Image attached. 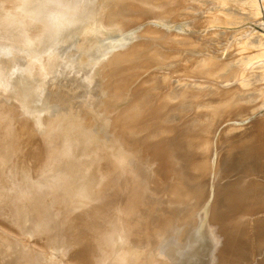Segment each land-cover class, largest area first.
<instances>
[{
  "label": "rangeland",
  "instance_id": "obj_1",
  "mask_svg": "<svg viewBox=\"0 0 264 264\" xmlns=\"http://www.w3.org/2000/svg\"><path fill=\"white\" fill-rule=\"evenodd\" d=\"M69 1H75V0H0V41L7 40V39L14 37V34H16L19 31H21L25 35L24 39L14 40V42L16 43V48L14 49L5 48V46L2 45L0 42V76H3V78H0V124L2 125L4 129L9 130L7 133L10 136V142H11V147H12V148L10 147L11 149L10 148L6 149L7 152L4 150L0 151V160H2V158L8 159V163L6 164L3 163L2 165V163L0 162V170H1V173H0V220L5 221V223L7 224H14L15 232L14 231L8 232L12 234L13 237L12 235H9L8 233H5V235L6 236L9 235L7 237H9L12 240L11 247L13 248L14 258L16 257L18 258L16 262L14 261V263L13 262L10 263L8 260V254L4 250H2L0 251V254L2 255L0 257V264H71L73 262V259H74V262H76L75 256H72L71 258H69V255L73 253L74 255H76V253L79 250L78 247L73 243V240L68 235L67 236L62 235L61 230H60L61 225L55 219L52 218L54 217L53 212L55 211V209H56L55 212H57L58 207H60L63 204L61 205L58 204L57 205L58 207L56 206V208H55V205L52 204V201L59 194L61 188H59L57 191H53L49 187V183L53 181L61 180L62 175L64 176L65 173L64 171H59V170L53 172L52 171L53 165L51 164L45 165V170L43 169V164L45 162L50 163V161L52 160V159L49 160L46 158L47 151L45 150L46 145H45L43 136L49 133H53L52 135H48L50 136L49 141L51 140V147L53 150L51 151L53 153L50 152L51 154L50 157H53V160H52L53 162H55L58 159L59 156L57 152H59L63 148V144L64 146H68L67 151L69 150V153L71 154H67L66 157H68L67 159H74V163L71 164L70 170L66 171V175L68 176L67 179L69 180V183L70 182L74 183V181L76 182V179L79 177L78 175L81 174V170L84 171V170L90 169L89 171L92 176L95 177L97 175L96 176L98 177L96 179L97 184L94 188L90 189L91 191L93 190V193L95 190H99L102 192H105V191L110 192L114 190V188H116L117 185H120L121 181L119 179H116V177L114 176V169L117 168L115 171L117 172L120 171V173H123V174L125 172H123L121 168V163L120 165H116V168H114L111 162L118 163L121 160H127L126 162H124L126 164V167L124 166L123 169L126 171L128 170V172L131 171V173L135 172L137 174V177H138L137 179L139 181L138 182L139 184L136 187L141 185V188H142L141 189L140 187H138V189H141V191L138 189H135L136 191L134 192L138 194L134 195L135 193L133 192V195H134V196L132 195L133 198L135 196L136 197L133 199L134 200L133 203H131L127 208L138 207L141 209L148 210L153 204L158 203V200H159V198L157 199L159 194H157L156 187H159L160 185V180H159L160 175L157 173V170H159V163L157 162V156H159L160 154V149H158L157 151L149 149L150 147L148 148L147 145H144L146 144V142H142L145 139H142V140L136 139L132 141L131 139L128 140L125 136H123V134H118V131H117L118 125L114 121V117L117 116L115 115L116 111L117 110L119 111L123 104H125L126 107H131L132 104L135 101H137L136 97L138 98L142 96V98L140 97V99H143L145 101L144 96H146V100L150 101L147 103H150L152 105L150 109L148 110V114L146 115V118L148 121L149 119L153 120L154 118L156 119L159 118L160 121L163 120L161 122L162 124H164L165 126H169V127L171 126L170 128L172 130L177 127L181 129L183 126L184 128H187L185 127L186 126L185 123H183L185 120L184 118L188 116L187 117L188 120L187 118L186 120L189 122L190 116L199 110H196V108L190 109V110H188L187 108L185 109L184 106L180 105L181 101L179 99L177 100V98H174L176 100L171 99V103L170 101H168L170 103L168 108H170L172 105L174 106L175 104L174 111L172 109L173 107L172 106L170 108L171 109L170 113L171 111H173L174 112L173 116H176V118H178L177 116L179 114L177 111H180L181 112L180 118L184 120L181 119L182 120V123H181V120L172 119L171 121L170 119H168L169 109L168 108H166L165 110L162 109V111L159 109L161 107L160 103L164 104L165 102L163 103V101H166V99L165 100L162 99L163 98L162 95L164 96V94H166V92L168 91L167 86L169 85L172 87L175 85V83L177 84L178 81L189 82L194 79L195 81H199V82H204L207 80L208 82H211L212 84L215 85L214 80H212V77L210 76L214 75V72L216 73L215 75H217L218 74L217 72H220L219 67L221 66H218V67L212 66L211 68L212 72L207 73L209 75L211 74L209 76L211 79H206L207 74L205 73L201 74L202 72L201 73L195 72L194 65L196 64H195L194 59H196L199 56H205L204 53L201 52L202 50H205V49L215 50L216 49L215 50L216 53L219 50H221L220 52H223V56L221 55L222 53L220 54L221 55L220 58H217L218 56H210L206 54V58L215 57L213 59L214 60L218 59L217 60L218 64H221L222 66L224 62L226 63L228 62L230 64L232 63L233 57H234L233 60H235L236 58H238V56L241 55L238 52L239 51L242 52L241 47H239V50L235 49L236 46H234V44L232 43L233 42L235 43L234 40L236 41L242 40V38H244L245 36H248V33H245L244 35H241V37L239 36L238 38L237 36L235 37L233 36L234 39L232 38V40L228 42V44H231L232 46H229L226 44V48L224 45H220L221 43H223L221 42L222 38H220L221 37L220 32L227 30L226 32L228 33L231 32L234 34L235 32L234 30H237V29L240 30V28L242 27L237 24H235L236 27L235 26L230 27L232 25L226 24L228 25L227 27L224 24L230 21V18L226 16H222L221 13L224 10L220 12V6L218 5L224 4V5H227L228 7L232 4L231 5L232 8H234L235 6V9L240 7L235 2L233 1L231 2V0H230L231 3L226 0H225L226 2L223 1L224 3L221 2V0H217V1L216 0H134V1L133 0H96V2L90 3V4L86 3V1L89 2L88 0H77L76 5H72ZM259 1L261 3V9H262L260 13L261 14L260 17L262 21L264 20V0H259ZM140 2H143V3H140ZM13 4H22L24 7H27L28 10L32 12V16L30 18L15 17L14 15L10 13V11L7 10L8 7ZM212 6L214 8H212ZM210 8H212V10ZM242 8L247 9V10L246 9L242 10V11L246 10V13L243 12L246 15L247 12L249 11L246 5L244 7V3H243V7L239 9H242ZM242 11L240 10V12ZM226 13H223V15H226ZM108 15L110 16L112 20L120 21V25L122 24V28L119 29L118 27H115L116 30H114V28L112 29L102 28L101 24L96 25L97 24L96 22H98L101 18L104 19V17H107ZM213 16L219 19L218 20L219 22L215 19L218 23H215L216 21L213 20L214 19ZM207 17L210 18V20L213 18L212 19L213 21H210ZM227 18H229V20ZM200 19L201 21L204 20L205 22L203 21L199 23L198 20ZM208 21L210 23L212 22L211 24L213 25L210 26L209 24V26L207 25V28H206V25L204 24L209 23ZM99 22L101 23V21ZM194 22L198 24L195 25ZM19 24H22V30L19 29ZM191 24L194 25V26L192 25L193 28L191 27ZM215 24L216 25L218 24V26H215ZM220 24L223 25V27L220 26ZM94 25L98 27L95 30V37L90 36L89 38L86 37V39H84L83 34H82L83 28H88V27L93 28ZM151 29L152 30L154 29L155 32L157 31L158 35L157 33L155 34L154 31L152 32ZM208 29L209 30L212 29V31L211 30L207 31ZM117 30H119V32ZM169 32H171L170 35L175 33L174 34L175 36L173 35L170 36ZM146 33L147 34L153 33L157 36L151 37L149 35L147 37ZM208 33L210 34L209 36H208ZM214 33H216V35ZM176 34L178 35L180 34L182 37L179 35L177 36V40H176ZM187 34L190 35L189 38H188L189 35ZM106 35L108 37H106ZM183 35L186 38H184ZM205 36L207 37L206 39H205ZM196 37L200 38V40L198 39L195 40ZM169 38H174V39H169ZM183 38H184V42L186 43V44L183 43L186 45V46L184 45L183 47H187L188 45L187 43H189V45L190 44L192 45V43L193 45L195 43L196 44L194 46L192 45L193 47H189L188 45V48H183L182 47L183 44L182 43L180 44V41H178L179 39L181 40V42H183ZM216 39H218L219 41ZM147 40L148 42H151L150 45L149 43L148 44L146 43ZM80 41H81L80 48L76 51V49L74 48L76 47V45H78ZM141 41L145 45H143ZM166 41H169L167 43H169L170 45H168ZM137 42L138 43L141 42V44L139 43L141 46L139 44L137 45ZM135 44L137 46L134 49L132 46ZM64 45L67 47L63 49L62 53L59 52V50L56 51V48L60 49ZM171 45L174 46L175 48L174 47H173L174 49L171 48ZM218 45L220 48L218 47ZM158 46L159 48L157 49ZM176 46L177 48L180 47L183 50H179L180 48L177 50ZM228 46L232 48L230 49ZM153 47L155 48L157 52H155ZM227 47L229 48V51H227ZM119 48H120V51H124V53H127V52L128 53L127 55H125L124 61L122 60H120L122 62L117 61L118 65L115 66V68L111 69V67L113 66L112 65L113 63H109L111 72H110V77H107L108 76V74L106 73L107 68L104 67V70H102L103 67L98 68L99 66L95 67V65L99 62V59L102 56H109L111 53L115 52ZM165 48H166V51H165ZM223 48L225 49L223 50ZM249 48L250 47L248 46V48H246L247 50H245L246 52L243 51L244 54L242 52V55L252 53L251 49ZM252 49L254 50L253 51L254 53L258 52L256 48L255 49L252 48ZM137 50L139 52H137ZM79 51L84 53L85 59L83 60L78 59L80 55ZM154 53L159 54L160 57L158 58L157 56L159 55L156 56L154 55ZM178 53H179V56H178ZM254 53H252L251 55L253 56ZM161 54H163L164 56H161ZM180 54L182 56H180ZM249 54L245 55V57L246 56L250 57L251 55ZM173 55H176V56H173ZM170 56H173L174 58ZM177 56L179 58H177ZM163 57H165L166 59L164 58V60H162ZM239 58H242V57H239ZM77 59L78 61H76ZM145 59L146 60L148 59V62L151 61L150 64ZM187 59L190 61L188 62ZM255 60L252 59L254 63H255ZM140 61H142L141 62L142 66H144L142 67V69L141 67H138L139 65L141 66ZM185 61H187L188 63ZM233 62H234V65H236L235 61ZM75 63H77L79 66H82V65L87 66L89 70L86 71V74H92L91 75L92 78L86 75L85 73L81 72L82 70L81 67L79 68V70H76L74 68ZM114 63L116 64V62ZM131 66H135L136 72L132 75L128 72L125 73L128 67H131ZM147 66H149V68H146ZM189 67L191 70H188ZM186 68L188 72L185 70ZM92 70H93V73H92ZM143 70L145 72H143ZM154 70L156 72L158 71V73L156 74ZM184 70L186 72V76L183 75L185 74ZM189 71H193V72H189ZM47 72L48 73L50 72L49 73L50 75H48ZM189 73H191L192 77L189 76L190 75ZM192 73L193 75L197 74L196 75L197 77L195 76L193 77ZM152 74L153 75L156 74L157 76H152ZM180 74H182V76ZM126 76H127V79H125ZM222 76L224 78H227V75L222 74L221 77ZM148 78L149 80H146ZM92 79L96 80V82L94 80L92 81ZM31 80H34V85L32 86H34L35 89L32 90V93L33 95H36L34 98L36 102L40 103L42 98L44 99L43 96H46V95L50 96L54 100L53 101L54 107L52 108V110L46 111L44 108H42L40 104H38L34 108H27V104H25L22 100L19 101L18 99L19 97L12 96L13 95L12 93L15 92L17 95L19 96L21 95L22 97H24L25 99L24 101H27L29 96H27L26 92L22 90V88H20L21 91H19L18 88L30 83ZM100 80H102L103 82V87L101 85V82H99ZM175 80L176 82L173 83L172 81H175ZM78 82H81V83H78ZM106 82H107L106 87L108 90L105 87ZM37 83H38V86H37ZM83 83H86V84H83ZM230 83L224 84L220 88L216 87L215 89L217 90L219 88L220 90H223V91L226 90V93L232 94V92H234L232 90L238 87L237 77L233 80L231 84ZM80 84H82V86ZM256 84L254 87H251V88H256V87L259 88L261 86L259 83L257 85ZM139 85H143V86L140 87V89L137 92V90H135L134 88L136 87L137 89V86ZM202 85L203 84H200L201 89L200 91H198L197 97L199 98L197 101H202V98H201L202 91H203L202 89L204 88V87L202 88ZM184 86H182V88H184L182 91H185L188 89V88L186 89V87L188 86H185V87ZM82 87H84L86 90ZM93 87L96 91L100 93L93 91L92 89ZM237 89L241 90L243 88H237ZM12 90H15V91H12ZM103 90L106 96L100 95ZM112 91H114L115 93ZM108 92H110V94ZM118 93H120L122 99L124 97L126 98H124V100L121 99L119 101L120 95ZM41 94H43V96ZM146 94L149 95L148 96L149 100ZM107 96L113 97V98L109 99ZM219 98L221 97L219 96L218 99ZM218 99L215 98L214 100L218 101ZM228 99H229V95L228 96L226 95L220 101H226ZM104 100H109V101L111 100L113 105L107 104L108 108H105L106 103H103L105 106L101 107L100 105L102 104ZM187 100L188 99L184 98L182 103L183 102L186 103L185 101ZM241 100L242 98L240 96L239 101L241 102ZM261 100L256 99L254 102H252V104H255V103L257 104V105L255 104V106L254 105L252 106L255 108V110L251 113L250 118L248 116L249 119L244 118V120H243V117H246L247 115H249V113L248 111H246L245 113H248V114H245L246 115L245 116L244 112H242L243 113L242 115L240 113L241 111L239 107H242L244 109L243 110L241 108L242 111H245V108H244L245 103L242 104L243 106L238 104L237 105L238 108H233V106H231L232 103L230 102H227L226 105L221 106L222 108L225 106L226 107L225 109L223 108L224 112H221L222 114L221 113H219L220 115L218 114L219 115V125L217 126L216 132H214L215 135L213 134V131H214L213 130L212 135L210 137V140H212L211 142L213 141L215 142L213 145V149H212L213 152L212 151L210 152L211 148H209V150L207 149L209 151L207 153H209L208 157L210 158L209 159L210 162H216L215 157L216 155L218 156L220 154L216 152L218 151V149H220L219 151L221 150L225 151L227 149L225 154L228 152L232 156V154L229 152L231 147L234 148L231 150L232 151L234 150V152H236L237 149L235 150V146L238 147L239 141L241 142V140L242 139L245 140V138L248 139V135H249L248 130L249 132L251 131L250 130L251 128L248 127L250 125L248 124L252 122V120H254L255 118H258V117L263 118L264 104L263 106H261L262 105L260 103ZM174 101L175 103H172ZM203 101H204V98H203ZM252 104H249L250 107ZM249 105H248V108H249ZM176 107L179 109H177ZM259 108L261 109L259 110ZM143 109L144 107L142 108V110ZM227 109H229V111ZM156 110H157V113L155 112ZM182 113L184 114L182 115ZM229 114L233 116L234 120L232 119V116H230ZM29 115L32 117V119L29 118ZM130 115L131 114L129 115L127 114V116H130ZM236 115H238V117H236ZM240 117L242 118L241 120H240ZM109 118H112L111 120L113 122L112 127L108 125L105 126V124L102 122L103 120L105 119L108 120ZM229 118L232 120H229ZM236 118L239 120H235ZM165 119H167V121ZM138 120L139 119H137V121ZM140 121L141 120H139V122ZM240 126L244 128L242 129L240 128ZM245 126L249 129L245 128ZM61 127L67 130L70 129L69 133L67 132L65 136L61 134L59 131ZM149 128L151 127L143 128V130L144 129L145 130L144 132L143 130L142 131L140 130L141 131L140 134H143V135L145 133L149 134V132L151 131V129ZM178 128L175 130H178ZM229 128H230L231 133L229 131ZM235 128L238 130L236 131ZM82 129H85V132H81ZM223 130H224V133L226 132V134L228 132V135L225 136L223 140H221L219 137V133L221 131L223 132ZM243 131H246V133ZM238 132H240L241 134H239ZM56 133H60V136H62L63 138L65 137L64 138L65 143H64V140L60 141L58 139V136ZM234 134L236 137L234 136ZM239 135H241V137ZM83 136L85 137L83 138ZM212 136H214V138ZM1 138L7 139V134ZM126 140H128V142H126ZM217 140H219L220 143H218L219 141ZM82 141H86L87 143H84V142L82 143ZM123 144L125 145L124 147H123ZM232 144H235V145H232ZM32 145H33V148H31ZM83 145L84 147H81ZM129 146H132V148ZM216 146L219 148H217ZM125 147H129V148L125 150L126 149ZM130 148L132 152L130 151ZM150 150L152 152H150ZM135 152H137L139 156ZM147 152H150V153L147 154ZM86 155L87 157H85ZM136 159H138L139 161ZM135 160L137 163L135 162ZM65 161L67 160L64 159V162ZM9 164H10V167H9ZM263 166H261V168H263ZM10 168L12 172H9ZM257 168H255L256 169L255 173L254 171L252 172L254 174L249 179H252L253 183L255 182L257 185H262L263 183V185L260 187L264 188L263 187L264 178L262 177L264 174L262 171H260L259 168L257 170ZM41 169H43V173ZM213 170L214 169H211V174H210L211 178L213 177V172H214ZM161 171L163 170L161 169ZM93 172L96 174H94ZM237 172L238 171H236L235 173ZM260 172H262V174ZM235 173L232 172L231 174H224L223 177L221 176V178L224 179L223 182L227 180L228 178H231L229 180L234 179L235 178L234 175L238 174V173L237 174ZM239 173H242V172L239 171ZM44 174L46 175L49 174V175L46 176ZM43 175L45 177H42ZM226 175L227 176L230 175V177L226 179L225 178L227 177ZM124 177H127V173H125ZM205 178L207 179L208 176ZM205 178L203 180V184L205 186V184L209 182L208 183L209 188L206 189L205 187V192L209 194V191L213 189V186L215 185V183L214 185L212 184L213 185L212 186L209 181L210 179H208V181L205 183L204 182L206 181ZM213 182L215 181H212V183ZM191 183H193V181ZM97 186L99 189L97 188ZM206 190H208V192ZM205 192H204V196H206ZM54 194H56V196ZM124 194L126 195V192ZM87 195L90 196L89 198L93 196V194H91L90 192ZM207 196L203 197L206 202L207 200H209V198L207 199ZM150 198L153 200V203L151 202L152 200ZM148 201H150L151 203ZM122 208H123V205L120 204L118 206V211H121ZM12 210L15 213L14 218L9 216ZM260 214L258 213V215ZM263 214L264 213H262L261 215ZM72 218L78 219L80 218V216L72 215ZM138 220L139 219L137 218V221ZM249 221H250V217H249ZM71 223L72 222H69L68 225L71 226ZM251 227H252V224L251 222H249V224L247 225V231H249L247 233L249 234L252 233ZM57 243L58 245L59 244L61 245V252H59V250H57L55 247ZM145 249H146L145 247H142L141 250L143 252L144 251L146 252ZM141 250H138V251L141 252ZM252 250L254 249L251 248L250 251L253 252ZM149 253L152 254L153 251H149ZM141 257H139L140 260L145 259V257L143 258ZM140 260L139 262H142V264L144 263L149 264L148 263L149 260H147V258L144 261H140ZM150 263H152V261H150ZM249 264H255V261L253 262L250 261Z\"/></svg>",
  "mask_w": 264,
  "mask_h": 264
},
{
  "label": "bare ground",
  "instance_id": "obj_2",
  "mask_svg": "<svg viewBox=\"0 0 264 264\" xmlns=\"http://www.w3.org/2000/svg\"><path fill=\"white\" fill-rule=\"evenodd\" d=\"M88 1L89 2L86 1V3H89V4L96 2V0H88ZM223 1L224 2H226V1L230 2V0H226V1L221 0V2H223ZM232 1L235 2L238 6H240L239 8L243 7V3H244V7L246 5L249 12H247V14L245 15L244 13H246V10H247L246 8H242V9L236 8L235 9L234 5H233L234 8H232V6H231L232 4L231 5L228 4V5H230L228 7H227V5H224V4H221L222 6L218 5V6H220V12L222 10H224L221 13L222 16H226V17L230 18V21L224 23L225 26L228 27V25H226V24L232 25L230 27H233V26L236 27L235 24L242 26L240 28V30L239 29H237L238 31L234 30L236 32V33L234 32V34L231 32L230 33L226 32L227 30L220 32V34H221L220 38H222L221 42H223V43H221V44L219 43V44L224 45L225 48H226V44L229 46H232L231 44H228V42L231 41L232 38L234 39L235 36H237V38H238L239 36L241 37V35L248 33V36H245L244 38H242V40H237V41L234 40L236 44L234 42L232 44H234V46H236L235 49L239 50V47H241L242 52L247 50L246 48H248V46L250 47L249 49H251L252 53H254L253 52L254 50L252 48H254V49L256 48V50H258V52L254 53L253 56L251 55L252 53H250V54L248 53L252 57L251 56L245 57V55H248V54L242 55V52L239 51L238 53H240L242 56L241 55L238 56V58H236L235 60H233L234 59V57H233L232 63L229 64L227 62L228 63L227 64L226 62H224L223 66H222L221 64H218V61H217L218 59L217 60L215 59L216 61L213 59L215 57L206 58V54H208L210 56H218L217 58H220L221 55L223 56V52H220L221 50H219L217 53L215 51L216 49L215 50L214 49L213 50H207V49L202 50L201 52L204 53L205 56H199V57L196 56L197 58L194 59L195 64H196V65H194L195 72H197V73L202 72L201 74H203V73L207 74V73L212 72L211 71L212 66H217V67L221 66V67H219L220 70L218 69L220 72H217L218 74L220 73L219 75L218 74L215 75L216 74L215 72H214L215 76L214 75L210 76L211 74L210 75L207 74V76L205 75L207 77L206 79H211L210 77H212V80H214L215 85L212 84L211 82H208L207 80L204 82H199V81H195V79H194V80H191L189 82L178 81L177 84L175 83L176 82V80H175V81H172L173 83H175V85L173 84L174 86H172V87L169 85L167 86L168 91L166 92V94H164V96L162 95V97H163L162 99H164V100L166 99V101L162 100L163 103L164 102L165 103L164 104L160 103L161 107L159 109L161 111H162V109L165 110L166 108H168V106L171 103V99L176 100L174 98H177V100L179 99L181 101L180 105L184 106L185 109L187 108L188 110H190V109L196 108V110H199V111L195 110L196 112L194 114H192L191 116L189 115L190 121L188 122L187 121L188 116H186L187 120H186V118H184L185 120L180 118V115H181L180 111H177L179 114L177 117L180 119L176 118V116H173L175 104H174V106L172 105L173 107L171 106L173 109V111H171V113H170L171 107L168 108L169 109L168 112L170 113V115L168 113V116H169L168 119H170L171 121H172V119L173 120H175V119L181 120L182 119V120H184L183 123H185V125H186L185 127H187V128H184V126H183L182 127L183 129L182 128L179 129L177 127L178 130H175L177 128L172 130L170 128L171 126L169 127V126H165L164 124H162L161 122L163 120L160 121L159 118H157V119L154 118L153 120L149 119V121H148L146 118V115L148 114V110L150 109V107L152 105L150 103H147L150 101L146 100V96H144L145 101L143 99H140V97L142 98V96H140L138 98L136 97L137 101H135L131 107H126L125 104H123L121 106L120 110L119 111L117 110L118 112L116 111V113H115V115H117V116L114 117V121L118 125V129H117L118 134H123V136H125L128 140L131 139L132 141H134L136 139L137 140L145 139L142 142H146V144H144V145H147L148 148L150 147L149 149L156 150V151L158 149H160V154H159V156H157V162L159 163V170H157V173L160 175V177H159L160 185H159V187H156L157 188V194H159V196L157 197V199L159 198L158 203L153 204L148 210L141 209L138 207L127 208L131 203H133V201H134L133 199L136 197L135 196L133 198V196L138 194V193L134 192V191H136L135 189H138V187L141 188V185L136 187L139 184L138 183L139 181L137 179L138 178L137 174L135 172L131 173V171L128 172V170L126 171L123 169L124 166L126 167V164L124 162H126L127 160H121L118 163L117 162L116 163L111 162V164L114 166V168H116V165H120V163H121V168H122L123 172L127 173V177H124L125 173L123 174V173H120V171H118V172L115 171L117 168L114 169V176L116 177V179H119L121 182H120V185H117L116 188H114V190H112L110 192H106V191L102 192V191L94 189L95 191L93 193V190L92 191L90 190L96 186V184H97L96 179L98 178V177H96L97 175L95 176L96 178L91 175V173L89 171L90 169L84 170V171L81 170V174L78 175L79 177L76 179V182L74 181V183H72V182L69 183V180L67 179L68 176L66 175V171L70 170L71 164L74 163V159H67L68 157H66L67 154H71V153H69V150L67 151L68 146H64V144H63V148L59 152H57L58 156H59L58 159L55 162H53L52 161L53 157H50L51 156L50 152L53 150L51 147V140L49 141L50 136H48V135H52L53 133H49V134L43 136V139H44V142L46 145L45 150L47 151L46 158L49 160L52 159L51 161L53 162V163L51 161H50V163L45 162L43 164V169L45 170V165L51 164V165H53V169H52L53 172L59 170V171H64V173H65L64 176L61 174L62 175L61 180L50 182L49 187L53 191H57L59 188H61V190L57 196H56V194H54L56 197L52 201V204L55 205V208L58 204L59 205L63 204L60 207L57 206L58 210H57V212H55L56 211V209H55V211L53 212L54 217H52V218L55 219L61 225L60 230H61L62 235H64V236L68 235L73 240V243L79 249L78 252L76 253V255H74V253L69 255V258H71L72 256H75V259H76V262H74V259H73V262L71 264H142V262H139V260H140L139 257H141V256H142L141 258H143V257H145V259L147 258V260H149V262H148L149 264H152L153 262H154L153 264H249L250 261H252V262L255 261V264H264V214L261 215L262 213H264V188L260 187L263 185V183H262V185H257L255 182L253 183L252 179H249L251 176H253V174L255 173V170H256L255 168H257V167L264 174V166H263L264 165L263 164L264 163V146H263V144H264V114H263V118H260V117H258V118L254 117L255 119L252 118L254 120H252V122H250L248 124V125H250L248 127L251 128L250 132L248 130V133H249L248 139L245 138V140L242 139L241 142L239 141L238 147L235 146V150L237 149L236 152H234V150L233 151L231 150L234 148H232V147H231V149L229 148L230 149L229 152L232 154V156L228 152L226 153L228 155L225 154L227 149L225 151H223V150L219 151L220 149H218V151H216V152H218L220 154L218 156L215 154L216 155V157H215L216 162H210L209 161L210 158L208 157L209 153H207V152H209L208 151L209 148H211L210 152L211 151L213 152L212 149H213V145L215 142L214 141L211 142L212 140H210V137L212 135V131L214 130L213 131V134H214V132H216L217 126L219 125V115H220L219 113L224 112L223 108L225 109V107H226L225 106L222 108L221 106L226 105L227 102H230V103H232V105L231 104L230 105L233 106V108H238L237 107L238 104L242 105L243 103H245V106H246V107L244 106L245 111H242L243 108L239 107V109L241 111L240 113L242 115H243L242 112H244V115L249 113V115H247V116L245 115L247 118L243 117V120H244V118L249 119L251 116V113L255 110V108L252 106L253 105L255 106L256 103L252 104V102H254L256 99L257 100L262 99L260 101V103L262 104L261 106H263V104H264V85H263V83H264V62H262V61H264V26H263L264 20H262L263 21L262 22L261 17H260V15H261L260 13L262 11L261 3L259 0H231V2ZM69 2L72 5L77 4V0L69 1ZM140 3H143V2H140ZM238 6H236V7H238ZM212 8H214V7L212 6ZM212 8H210V9L212 10ZM243 9H246V10L242 11ZM7 10L10 11V13L12 15H14L15 17L30 18L32 16V12L29 11L28 8L24 7L22 4H13V5L9 6ZM240 10L242 12H240ZM93 13H94V11H93ZM223 13H226V15H223ZM217 14H218V12H217ZM213 17H214V19L212 18L213 20H215V19L217 21L219 20L217 17H215V16H213ZM229 18H227V19L229 20ZM208 19L210 20V18H208ZM212 19L210 21H213ZM177 20H179V19H177ZM99 21H101V23ZM99 21L96 22L97 23L96 25L101 24L102 28H106V29L114 28V30H116L115 27H118L119 29L122 28V24L120 25V21L112 20L109 15L107 17H104V19L101 18ZM198 21H199V23H201L204 20L201 21V19H200ZM217 21L215 23L219 22V21L218 22ZM196 22H194L195 25L198 24ZM211 23L209 22V23L204 24V25H206V28H207V25L208 26H209V24H210V26L213 25ZM192 25L193 24H191V27L193 28L194 25L193 26ZM215 26H218V24L217 25L215 24ZM220 26L223 27V25H221V24H220ZM188 27H190V26H188ZM97 28L98 27H96L95 25L93 28L92 27L83 28L82 34H83L84 39H86V37L89 38L90 36L95 37V30ZM19 29L22 30V24H19ZM212 29H210V30L212 31ZM151 30H149V31H151ZM210 30L208 29L207 31H210ZM117 31L119 32V30H117ZM153 31H154V29L152 30V32ZM156 33H157V31L155 32V34ZM170 33L171 32H169V35H170ZM172 33H174V32H172ZM155 34H153V33L147 34V37L149 35L151 37L158 35V33H157V35H155ZM174 34H171V35L175 36ZM214 34L216 35V33H214ZM179 35L176 34V40H177V36H179ZM187 35H189V34H187ZM202 35H204V34H202ZM209 35L210 34L208 33V36ZM159 36H160V34H159ZM162 36H163V34H162ZM206 36H205V39L207 38ZM106 37H108V36L106 35ZM183 37L186 38L184 35H183ZM189 37H190V35L188 36V38ZM24 38H25L24 33L19 31L16 34H14V37L7 39V40H3V41L1 40L0 42L7 49H14V48H16V43L14 42V40H20V39H24ZM184 38H183V42H181V40L178 39V41H180V44L185 43ZM191 38H193V37H191ZM169 39H174V38H169ZM196 39L200 40V38H197V37L195 38V40ZM218 39H216V40H218ZM178 41H177V43H178ZM141 42H139V43L141 44ZM167 42H169V41H166V43ZM139 43L137 42V45ZM146 43L147 44L149 43V45H150L151 42H148V40H147ZM167 44L170 45L169 43H167ZM174 44H175V42H174ZM185 44H183L182 47ZM187 44L189 45V43H187ZM80 45H81V41L78 43V45H76V47L74 49H76V51H77L80 48ZM137 45L135 44L132 47L135 49ZM143 45H145V44L143 43ZM188 45H187V47H183V48H188ZM190 45H189V47L194 46L193 43H192L193 46L192 45L190 46ZM66 47L67 46L64 45L60 49L56 48V51L59 50V52L62 53L63 49H65ZM173 47L174 46L171 45V48H173ZM218 47H219V45H218ZM228 47H227V51H229V48H230V47L229 48ZM158 48H159V46L157 47V49ZM176 48H177V46H176ZM179 48L180 47H178L177 50ZM225 48H223V50ZM140 50H141V48H140ZM154 50H155V48H154ZM179 50H183V49L180 48ZM165 51H166V48H165ZM225 51H224V53H225ZM137 52H139V51L137 50ZM155 52H157V51L155 50ZM127 53H124V51H120V48H119L115 52L111 53L109 56H102L100 59L98 58L99 62L97 63L98 65L97 64L95 65V67H97V66H99L98 68L103 67L102 70H104V67L107 68V70H106V73L108 74L107 77H110L111 69L115 68V66L118 65L117 61H120V60L124 61L125 55H127ZM180 53H181V51H180ZM189 53H190V51H189ZM52 54H54V53H52ZM243 54H244V52H243ZM154 55L157 56L159 54L154 53ZM154 55H152V56H154ZM176 55H173V56H176ZM161 56H164V55L161 54ZM173 56H170V57L174 58ZM178 56H179V53H178ZM178 56H177V58H179ZM180 56H182V55L180 54ZM157 57L159 58L160 55ZM239 57H242V58H239ZM164 58L165 57H163L162 60H164ZM78 59H82V60L85 59L84 53L80 52ZM78 59L76 61H78ZM252 59H254V60L256 59L255 63L252 61ZM170 60H168V61H170ZM173 60H175V59H173ZM190 60H188V62ZM192 60H193V58H192ZM59 61H60V59H59ZM122 61H120V62H122ZM142 61H140V63ZM146 61L148 62V59ZM155 61H156V59H155ZM219 61H220V59H219ZM233 61H235L236 65H234ZM114 62H116V64ZM150 62H148V63L150 64ZM185 62H187V61H185ZM109 63H113L112 64L113 66L111 67V69H110ZM144 63H145V61H144ZM149 64H147V65H149ZM107 65H108V67H107ZM143 65H145V64H143ZM185 66H186V64H185ZM80 67L82 68L81 72H83L85 74H86V71L89 70V68L87 66H85V65L79 66L77 63H75L74 68L76 70H79ZM138 67H141V69H142V67H144V66H142V63H141V66L139 65ZM146 68H149V66H147ZM138 69H137V71H138ZM213 69H215V68H213ZM185 70L187 71V68ZM185 70H184V72H185ZM188 70H191L190 67ZM193 71H189V72H193ZM126 72L130 73L131 75L134 74L136 72L135 66L128 67V69L125 71V73ZM143 72H145V71L143 70ZM49 73H48V75H50ZM92 73H93V70H92ZM157 73H158V71L156 72V74ZM156 74H154V75L152 74V76H157ZM189 74H190L189 76H191V73H189ZM222 74L227 75V78H224L223 76H222L223 77L222 78L221 77ZM86 75L91 77L92 74H86ZM180 75L182 76V74H180ZM183 75L186 76V72ZM192 75H193V73H192ZM196 75H193V77L194 76L197 77ZM236 77H237V83H238L237 86L238 87H236V88H234V90H232V91H234V92H232V94L226 93V90L223 91V90L219 89L224 84H228L230 82L232 83ZM0 78H3V76H0ZM125 79H127V76L125 77ZM204 79H205V77H204ZM93 80L94 79H92V81ZM146 80H149V78ZM36 81H38V80H36ZM94 81L96 82V80H94ZM200 81H202V80H200ZM99 82H101V85L103 87L102 80H100ZM144 82H146V81H144ZM78 83H81V82H78ZM187 83H189V84H187ZM256 83L257 84L262 83V84H260L261 85L260 87L258 86L259 88H257V87L251 88V87H254ZM83 84H86V83H83ZM106 84H107V82L105 83V87H106ZM200 84H203L202 88L204 87L202 89L203 90L202 96H201L202 101H197L199 98V97H197V94H198V91H200V89H201ZM32 85H34V80H31L30 83L18 88L19 91H21L20 88H22V90H24L26 92L27 96H29L27 101H24L25 100L24 97H22L21 95L20 96L17 95L15 92H13L12 93L13 95L12 94L11 95L15 96V97H19L18 98L19 101L22 100L25 104H27V108H34L35 106L40 104L42 106V108H44L46 111L52 110V108L54 107L53 98L50 96H47L46 94H44L46 96H43V94H41L44 97V99L42 98L41 102L37 103L36 100L34 99L36 95H33V93H32V90L35 89V87ZM80 85L82 86V84H80ZM143 85H139V86H137V89H136V87L134 89L137 90V92H138L140 87H142ZM184 85L188 86V87H186V89L187 88L188 89L185 91H182L184 89V88H182V86H184ZM37 86H38V83H37ZM177 86H178V88H177ZM216 87H219V88L216 90L215 89ZM82 88H84V87H82ZM237 88H243L245 90H243V89L238 90ZM92 89H93V91H96L94 89V87ZM106 89H107V87H106ZM85 90H83V91H85ZM12 91H15V90H12ZM258 91H260V92H258ZM96 92H98V91H96ZM112 92H114V91H112ZM98 93H100V92H98ZM108 93L110 94V92H108ZM118 94L120 95V93H118ZM100 95L106 96V94L104 93V90L102 91V93ZM146 95H147V98L149 100V97H148L149 95L148 94H146ZM226 95L227 96L229 95V99L226 101H220ZM216 96H218V97L220 96L221 98L218 99V97H216ZM240 96L242 98L241 102L239 101ZM97 97H98V95H97ZM108 98L112 99L113 97H108ZM124 98H126V97H124ZM124 98L122 99V97L120 95L119 101L121 99L124 100ZM184 98L188 99L187 101H185L186 103H184V102L182 103ZM203 98H204V101H203ZM215 98L218 99V101L214 100ZM237 100H238V102H237ZM97 101H98V99H97ZM168 101H170V103ZM193 102H194V104H193ZM103 103H106V106ZM172 103H175V101ZM107 104L113 105L111 100L110 101L104 100L100 106L101 107L105 106V108H108ZM249 104H252L251 107ZM248 105H249V108H248ZM182 106H180V107H182ZM261 106H259V107H261ZM143 107H144V109L142 110ZM177 109H179V108H177ZM229 109H231V108H229ZM229 109H227V110L229 111ZM260 109L261 108H259V110ZM175 111H176V109H175ZM246 111H248V113H245ZM155 112L157 113V110ZM230 112H232V111H230ZM227 113H229V112H227ZM127 114L128 115L131 114V115L127 116ZM183 114L184 113H182V115ZM166 116H165V118H166ZM230 116H232V115H230ZM248 116H249V118H248ZM236 117H238V115H236ZM29 118L32 119V117L30 115H29ZM137 119H139L141 121L139 122V120L137 121ZM232 119H233V116H232ZM232 119L229 118V120H232ZM241 119L242 118L240 117V120ZM111 120H112V118H109L108 120L105 119L102 122L105 124V126L108 125V126L112 127L113 122ZM165 120L167 121V119H165ZM182 120H181V123H182ZM235 120H239V119L236 118ZM170 123H172V122H170ZM170 123H169V125H170ZM220 125H221V123H220ZM146 127H151V128H149V129H151L149 134L148 133L147 134L145 133L144 135L140 134V132L143 130V128H146ZM240 128H242V127L240 126ZM245 128H247V127L245 126ZM247 129H249V128H247ZM69 130L61 127L59 131L61 134H63L65 136L67 132L69 133ZM144 130H143V132H144ZM235 130L237 131L238 129L235 128ZM8 131L9 130L4 129L2 127V125L0 124V136L2 135L1 137H3L7 134V139L0 137V151L4 150L7 152L6 149L11 147L10 136L7 133ZM229 131H230V128H229ZM239 131H241V130H239ZM81 132H85V129H82ZM243 132L246 133V131H243ZM60 133H56L58 136V139L60 141L64 140V143H65V139H64L65 137L63 138L62 136H60ZM230 133H231V131H230ZM238 133L241 134L240 132H238ZM235 134H234V136H235ZM227 135H228V132L226 134V132L224 133V130H223V132L221 131L219 133V137L221 140H223V138ZM217 136H218V134H217ZM239 136L241 137V135H239ZM84 137L85 136H83V138ZM212 137L214 138V136H212ZM88 140H87V142H88ZM128 140H126V142H128ZM217 141H219V140H217ZM83 142L87 143L86 141H82V143ZM218 143H220V141ZM33 145L31 148H33ZM232 145H235V144H232ZM124 146L125 145L123 144V147ZM81 147H84V145ZM129 147L132 148V146H129ZM129 147H125L126 148L125 150H127V148H129ZM131 148H130V151L132 152ZM217 148H219V147H217ZM42 152H43V150H42ZM150 152H152V151L150 150ZM150 152H147V154ZM51 153H53V152H51ZM115 153H117V152H115ZM135 153L137 154V152H135ZM119 154H120V152H119ZM153 154H154V152H153ZM133 155H134V153H133ZM72 156H74V155H72ZM229 156H231V157H229ZM85 157H87V155ZM261 157H262V159H261ZM134 158H135V156H134ZM64 159L67 161L64 162ZM138 159H140V158H138ZM138 159H136V160H138ZM87 160H88V158H87ZM136 160H135V162H136ZM0 162L2 163V165H3V163L6 164V163H8V159L2 158V160H0ZM156 166H158V165H156ZM261 166H263V168H261ZM9 167H10V164H9ZM258 168H257V170H258ZM43 169H41L42 173H43ZM161 169L163 171H161ZM211 169H214L212 178L210 177ZM236 171H238L237 172L238 174L235 173ZM239 171L242 173H239ZM253 171H254V173H252ZM9 172H12L11 168H10ZM39 172H40V170H39ZM232 172L237 174V175H234L235 178L233 177L234 179L229 180V179H231V178H228V177H230V175L229 176L226 175L227 177H225V178L226 179L228 178V179L223 182L224 179H222L221 176L223 177L224 174H231ZM262 172H260V173L262 174ZM0 173H1V170H0ZM42 173H40V174H42ZM48 173H50V172H48ZM96 173H94V174H96ZM44 175H46V174H44ZM44 175L42 177H45ZM48 175H46V176H48ZM71 175H73V174H71ZM207 176H208V178L206 179L205 177H207ZM39 177H40V175H39ZM262 177L264 178V175ZM156 178H157V176H156ZM204 178L206 180V181H204L205 183L208 181V179H210L209 181H210L211 185L212 184L214 185V183H215L214 186L212 185L213 189L209 191V194L205 192V187H206V189L209 188V184H208L209 182H207L204 186V184H203ZM37 179H39V178H37ZM78 179H79V181H78ZM112 180H113V178H112ZM158 181H157V183H158ZM192 181H193V183H191ZM212 181H215V182L212 183ZM145 184H147V183H145ZM24 185H25V183H24ZM97 188H98V186H97ZM144 188H146V187H144ZM141 189H138V190L141 191ZM128 190H129V192H128ZM138 190H137V192H138ZM206 191L208 192V190H206ZM86 192H88V193L90 192L91 194H93V196L91 198H89L90 194L87 195L88 193H86ZM125 192H126V195L124 194ZM133 192L135 193L134 195H133ZM204 192L206 193L205 194L206 196L208 195L207 199L209 198V200H207V202L203 198V197H206V196H204ZM145 199H146V197H145ZM61 200H62V202H61ZM150 201H148V202H150ZM145 202H146V200H145ZM151 202L153 203V200ZM154 202H156V201H154ZM120 204L123 205V208L121 209V211H118V206ZM258 213L259 214L261 213V214L258 215ZM72 215L73 216L78 215V216H80V218H78V219L72 218ZM9 216H11L13 218L15 217V213L13 210ZM249 217H250V221H249ZM137 218L139 219L138 220L139 222L137 221ZM69 222H72L71 226L68 225ZM249 222H251V224H252V227H251L252 233L251 234L247 233V232H249V231H247V225L249 224ZM14 230H15L14 224H7V223H5V221L0 220V251L4 250L8 254V260L10 263L11 262L14 263V261L16 262V260L18 259L17 257L14 258L13 248L11 247L12 246V240L9 237H7L9 235H12L8 232H12ZM14 232H13V234H14ZM2 233H3V235H2ZM5 233H8L9 235L6 236ZM12 237H13V235H12ZM59 245L57 243V245H55V247L57 250H59V252H61V245H60V247H59ZM142 247L146 248L145 249L146 252L145 251L143 252L141 250ZM251 248L254 249V250H252L253 252L250 251ZM138 250H141V252ZM137 251L140 253H138ZM149 251H153V253L150 254ZM1 256L2 255L0 254V257ZM258 257H260V258H258ZM144 260H140V261H144ZM150 261H152V263H150Z\"/></svg>",
  "mask_w": 264,
  "mask_h": 264
}]
</instances>
